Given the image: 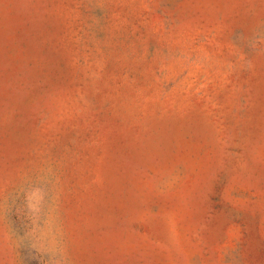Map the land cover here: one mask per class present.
Instances as JSON below:
<instances>
[{"label": "rangeland", "instance_id": "374dc122", "mask_svg": "<svg viewBox=\"0 0 264 264\" xmlns=\"http://www.w3.org/2000/svg\"><path fill=\"white\" fill-rule=\"evenodd\" d=\"M0 264H264V0H0Z\"/></svg>", "mask_w": 264, "mask_h": 264}]
</instances>
